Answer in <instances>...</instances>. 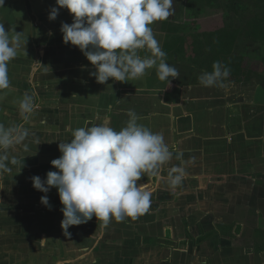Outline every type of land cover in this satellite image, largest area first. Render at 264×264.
I'll return each mask as SVG.
<instances>
[{"label":"crops","instance_id":"crops-1","mask_svg":"<svg viewBox=\"0 0 264 264\" xmlns=\"http://www.w3.org/2000/svg\"><path fill=\"white\" fill-rule=\"evenodd\" d=\"M78 4L0 0V264H264V83L163 54L186 0Z\"/></svg>","mask_w":264,"mask_h":264},{"label":"trees","instance_id":"trees-1","mask_svg":"<svg viewBox=\"0 0 264 264\" xmlns=\"http://www.w3.org/2000/svg\"><path fill=\"white\" fill-rule=\"evenodd\" d=\"M78 6L87 19L117 14V22L110 19L123 26L126 43L149 45L151 33L135 27L145 0H79ZM207 10L222 13L223 21L201 32L200 18ZM162 30L167 34L164 55L187 59L223 80L264 83V0H186L184 21H164Z\"/></svg>","mask_w":264,"mask_h":264},{"label":"rangeland","instance_id":"rangeland-1","mask_svg":"<svg viewBox=\"0 0 264 264\" xmlns=\"http://www.w3.org/2000/svg\"><path fill=\"white\" fill-rule=\"evenodd\" d=\"M108 14L105 13V12L104 13H96L93 16V21L96 22L97 24L98 23H103V22L106 23V22H108L110 20ZM222 15H223L222 13H216V12H213L211 10H207L206 12H204V14L200 18V23H199L200 31L203 32L205 30L212 29L213 27H215V25L217 23L220 24L223 21V16ZM111 17L113 19H116L115 20L116 22L119 20V17L117 15L116 16L114 15V16H111ZM176 59H178V58H176ZM182 64H184L183 66H186V65L190 66L188 63H185V62H182ZM193 69H196L197 71H201L202 73L204 72L203 75L208 74L207 70L198 69L197 67H194Z\"/></svg>","mask_w":264,"mask_h":264},{"label":"flooded vegetation","instance_id":"flooded-vegetation-1","mask_svg":"<svg viewBox=\"0 0 264 264\" xmlns=\"http://www.w3.org/2000/svg\"><path fill=\"white\" fill-rule=\"evenodd\" d=\"M173 56V55H172ZM175 57V56H174ZM176 58H178V57H176ZM179 59V58H178ZM256 81H258V82H261V81H259V80H256Z\"/></svg>","mask_w":264,"mask_h":264}]
</instances>
